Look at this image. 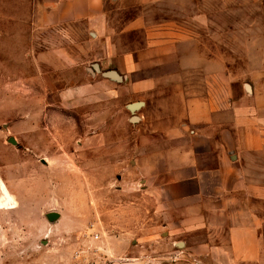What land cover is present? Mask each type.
Here are the masks:
<instances>
[{
    "label": "rangeland",
    "instance_id": "obj_1",
    "mask_svg": "<svg viewBox=\"0 0 264 264\" xmlns=\"http://www.w3.org/2000/svg\"><path fill=\"white\" fill-rule=\"evenodd\" d=\"M53 1L0 0V181L16 202L0 209V264H226L204 250L226 245L220 203L183 196L170 157L156 165L165 141L154 120L130 121L139 99L89 86L102 78L92 46L41 22ZM224 2L206 0L212 53L226 20L229 79L248 96L264 90V58H250L264 0Z\"/></svg>",
    "mask_w": 264,
    "mask_h": 264
},
{
    "label": "crops",
    "instance_id": "obj_2",
    "mask_svg": "<svg viewBox=\"0 0 264 264\" xmlns=\"http://www.w3.org/2000/svg\"><path fill=\"white\" fill-rule=\"evenodd\" d=\"M50 7L43 25L75 32L77 50L92 46L102 78L89 86L139 99L137 122L155 121L165 141L156 165L170 157L164 170L183 196L220 203L212 213L227 227L226 245L204 250L226 264H264V90L246 84L251 92L243 96L229 79L228 22H219L216 56L206 0H54ZM253 39L250 58H264V35ZM258 66L253 74L264 75ZM109 71L119 80L105 77Z\"/></svg>",
    "mask_w": 264,
    "mask_h": 264
},
{
    "label": "water",
    "instance_id": "obj_3",
    "mask_svg": "<svg viewBox=\"0 0 264 264\" xmlns=\"http://www.w3.org/2000/svg\"><path fill=\"white\" fill-rule=\"evenodd\" d=\"M93 68H94L95 70H99V68H98L97 65H93ZM104 76L107 77V78H114V79H116V80H119V76H118V75L116 74V72H114V71L106 72V73H104ZM246 88L249 90V87H248V86H246ZM138 106H139V104H132V105L130 106V109L133 110V109H135V108H138ZM130 121H131L132 123H136V122L138 121V119H137L136 116H132V117L130 118ZM9 142H10L11 144L15 145V141H14L12 138L9 140ZM47 217L49 218V220H55V219H57V218L59 217V215H58L57 213H50V214H48Z\"/></svg>",
    "mask_w": 264,
    "mask_h": 264
},
{
    "label": "bare ground",
    "instance_id": "obj_4",
    "mask_svg": "<svg viewBox=\"0 0 264 264\" xmlns=\"http://www.w3.org/2000/svg\"><path fill=\"white\" fill-rule=\"evenodd\" d=\"M16 202L12 195L8 192L4 184L0 181V209H13Z\"/></svg>",
    "mask_w": 264,
    "mask_h": 264
}]
</instances>
